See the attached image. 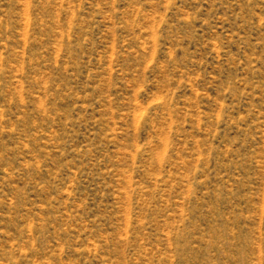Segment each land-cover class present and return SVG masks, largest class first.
<instances>
[{
    "label": "rangeland",
    "instance_id": "obj_1",
    "mask_svg": "<svg viewBox=\"0 0 264 264\" xmlns=\"http://www.w3.org/2000/svg\"><path fill=\"white\" fill-rule=\"evenodd\" d=\"M0 264H264V0H0Z\"/></svg>",
    "mask_w": 264,
    "mask_h": 264
}]
</instances>
